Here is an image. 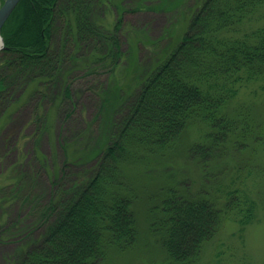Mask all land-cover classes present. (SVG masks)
Listing matches in <instances>:
<instances>
[{
	"label": "trees",
	"instance_id": "obj_1",
	"mask_svg": "<svg viewBox=\"0 0 264 264\" xmlns=\"http://www.w3.org/2000/svg\"><path fill=\"white\" fill-rule=\"evenodd\" d=\"M95 2L19 0L1 27L0 67L10 71L15 93L18 89L14 102L36 92L42 100L69 98L74 73L103 68L107 74L98 92V115L107 123V134L87 151L78 152L73 138L62 144L64 168L75 164L77 172L53 183L49 200L36 208L35 221L21 224L6 215L0 220V240L25 235L17 237L8 264H102L111 250L134 246V195L123 178L132 166L143 164L144 173L151 171L150 157L167 171V183L148 197L154 202L147 229L164 262L193 264L228 220L242 236L256 219L252 188L264 194V165L257 163L264 152V127L254 101H235L241 88L253 83L264 94V22L252 23L264 0H195L182 11L188 19L185 30L135 71L137 84L124 94L111 84L123 55L121 19L110 24L95 19ZM167 3L170 8L181 4ZM57 27L60 45H55ZM5 88L0 76V93ZM41 109L44 122L55 116L44 102ZM189 129L196 136L187 144L188 155L199 168L193 190L172 181L173 163L168 162ZM21 177L0 200L12 202L23 194ZM28 203L25 193L22 204Z\"/></svg>",
	"mask_w": 264,
	"mask_h": 264
},
{
	"label": "rangeland",
	"instance_id": "obj_2",
	"mask_svg": "<svg viewBox=\"0 0 264 264\" xmlns=\"http://www.w3.org/2000/svg\"><path fill=\"white\" fill-rule=\"evenodd\" d=\"M3 1L0 0V5ZM90 1L99 2H95L94 17L96 19L99 16L105 24L112 23V20L120 16L118 37L123 55L121 64L114 70V82L111 81V84L120 87V92L124 94L133 91L137 84L135 71L155 58L162 46L173 45L178 35L185 30L188 19L182 11L195 0H180L181 4L173 8L167 3L171 0H115L117 5L110 7L101 0ZM145 5H151L152 8L146 9ZM263 22L264 7L255 12L252 23L256 26ZM57 35L54 37L55 45H60L61 31L58 27ZM9 72L6 67H0V76L6 84L5 90L0 93V199L5 198L4 193L16 178L22 176L19 185L24 186L22 195L27 194L29 203L28 206L22 204V195L12 202L0 200V220L6 215L9 221L19 219L21 224L32 223L36 219L33 220L37 206L45 204L51 197L55 188L53 183L69 180L77 172L75 164L64 168L62 144L73 138L80 149L78 152L87 151L95 149L93 145L98 144L107 134V123L98 115L99 87L105 82L107 74L103 68L95 74L84 70L74 73L78 76L71 81L72 93L69 98H58L53 102L49 95L42 100L40 93L36 92L14 102L18 89L15 93L16 85L10 79ZM247 98L255 102L256 119L264 127V94L253 83L242 87L235 101ZM43 102L46 108L55 112V116L47 120V123L41 117ZM195 136V132L189 129L180 147L173 155H168V162L173 163L170 170L175 173V180L172 181L177 180L180 189H185L186 185L188 189L185 190L197 187L192 178L196 179L199 168L191 161L187 151V144ZM259 157L257 163L264 165V152L261 151ZM154 158L148 159V165H154L151 171L144 173L145 166L140 164L130 167L132 169L123 178L128 190L134 195L133 208L138 224L136 242L125 251L111 250L102 264H168L163 261L162 249L155 236L147 229L148 208L154 202L148 197L154 196L156 190L167 183L164 177L167 171L161 164L157 165ZM248 161L254 169L253 161L250 158ZM63 169L66 171L64 175ZM252 191L258 202L256 219L247 225L242 236L237 230V224L228 220L205 244L193 264H264V194L262 191L258 193L256 188H252ZM19 236L22 238L25 235L22 233ZM19 236L8 241L0 240V264H8L18 245L16 241Z\"/></svg>",
	"mask_w": 264,
	"mask_h": 264
},
{
	"label": "water",
	"instance_id": "obj_3",
	"mask_svg": "<svg viewBox=\"0 0 264 264\" xmlns=\"http://www.w3.org/2000/svg\"><path fill=\"white\" fill-rule=\"evenodd\" d=\"M19 2V0H4L3 3L0 5V31L1 27L4 24V22L9 17L10 13L16 6V4ZM1 45L0 48L3 46V41L0 35Z\"/></svg>",
	"mask_w": 264,
	"mask_h": 264
},
{
	"label": "bare ground",
	"instance_id": "obj_4",
	"mask_svg": "<svg viewBox=\"0 0 264 264\" xmlns=\"http://www.w3.org/2000/svg\"><path fill=\"white\" fill-rule=\"evenodd\" d=\"M0 45H1V40H0Z\"/></svg>",
	"mask_w": 264,
	"mask_h": 264
}]
</instances>
